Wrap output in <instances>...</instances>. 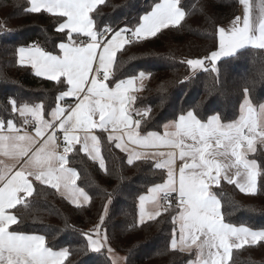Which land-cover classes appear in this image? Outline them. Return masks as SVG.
<instances>
[{"label":"snow or ice","instance_id":"snow-or-ice-1","mask_svg":"<svg viewBox=\"0 0 264 264\" xmlns=\"http://www.w3.org/2000/svg\"><path fill=\"white\" fill-rule=\"evenodd\" d=\"M102 2L29 0L25 9L28 13H48L56 17L59 21L57 31L65 33L68 38L67 43L58 44L61 53L58 55L37 46L18 49L21 64L26 61L36 76L56 81L65 89L56 99L67 104V110L58 103L50 113H45L43 105L18 104L15 99L10 100L11 111L23 118V125L35 128V137L26 130L22 134V129L14 123L15 118L0 120V154L11 157L16 164L10 172L9 166L5 165L4 172L0 173V264H65L71 254L68 247L55 250L48 245L44 235L13 229L12 225H18L20 218L10 210L17 209L18 205L28 207L26 197L33 195L34 181L57 190L63 184L67 198L73 204L80 206L81 202H88L89 195L76 186L79 179L76 169L66 167L69 163L67 154L73 151L77 142L73 133L84 129L85 136L78 151L86 152L93 160L99 159V167L104 169L99 140L92 135L90 148L87 130L96 127L106 130L109 125L113 129L122 127L127 130L128 142L140 147L179 149V159L183 161L177 181L173 167L176 153L159 154L164 159L156 160L155 168L166 169L167 178L163 184L149 188V195L139 196L138 224L160 216V208L169 215L175 212L176 215H171L172 250L191 252L195 246L196 260H189L188 264H228L234 248L264 241V230L256 231L225 222L221 201L210 190V185L219 186L223 174L222 178L234 184L240 192H257L258 177L264 173L255 159L248 158V153L256 152L257 140L264 145V103L254 105L249 89L245 88L237 120L225 124L220 115L203 118L198 105H194L165 124L163 135L155 131L141 134V125L148 123L151 109L139 110L130 106L137 99L131 94L135 82L143 80L145 73L141 71L138 76L126 79H110L112 66L116 63L118 51L125 45L156 37L163 29L181 26L186 12L181 0H158L150 11L140 16L134 28L114 29L110 25L101 28L90 13ZM240 3L243 16H236L228 28L218 27L216 50L203 58L186 61L193 75L200 69L217 72L218 61L234 56L246 46L264 49V0L258 5L261 13L258 21L252 18L253 6L249 0H240ZM81 36L87 40H80ZM206 60L211 64L210 69ZM68 97L75 98L76 103H68L65 99ZM133 113L140 118L133 119ZM45 115L52 119L45 120ZM57 127L66 142L63 154L56 151ZM46 128L51 132L45 134ZM121 139L109 137V140ZM115 147L128 153V165L134 166L136 161L149 163L144 153L129 151L119 142ZM60 195L64 197L65 192ZM146 204H151L152 209H146ZM103 220L102 215L101 222ZM83 236L87 247L93 251L106 248L109 254L113 253L107 236L101 234L100 225L96 226L94 234L83 233Z\"/></svg>","mask_w":264,"mask_h":264},{"label":"trees","instance_id":"trees-1","mask_svg":"<svg viewBox=\"0 0 264 264\" xmlns=\"http://www.w3.org/2000/svg\"><path fill=\"white\" fill-rule=\"evenodd\" d=\"M158 0H105L93 12L97 25L114 29L134 28L140 16ZM186 12L181 26L163 29L156 37L126 45L118 51L110 79L138 76L146 82L133 108L151 109L143 132L162 131L168 121L198 105L201 117L220 115L224 121L240 116L244 89L254 105L264 103V49L254 46L239 50L218 61V71L201 69L192 74L186 61L203 58L217 47V29L240 13V0H181ZM29 0H0V118L20 121L11 111L10 100L18 104H42L49 113L58 104L62 89L56 81L36 76L30 66L18 61L20 47H40L59 54L58 44L68 41L57 31L58 19L48 13H28ZM75 36V34H73ZM206 66L211 64L206 60ZM105 168L76 146L68 154L69 167L76 169V183L90 195L87 204L77 206L46 184L34 181V192L26 197L28 207L17 206L20 218L13 229L40 234L55 250L68 247L65 264H113L106 248L100 252L87 247L83 233L102 224L110 245L123 253L126 264H188L196 251L180 252L170 247L171 215L163 211L154 220L138 224L139 196L167 178L166 169L155 168V161L128 165V154L115 147L106 136L101 139ZM264 173V145L249 155ZM212 191L221 201L225 222L251 229H264V174L258 177L255 194L239 191L222 179ZM107 205V212H105ZM104 216L101 222V216ZM138 225V226H137ZM264 264V241L244 244L232 250L228 264Z\"/></svg>","mask_w":264,"mask_h":264},{"label":"crops","instance_id":"crops-1","mask_svg":"<svg viewBox=\"0 0 264 264\" xmlns=\"http://www.w3.org/2000/svg\"><path fill=\"white\" fill-rule=\"evenodd\" d=\"M105 0H103V2H104ZM102 2V3H103ZM102 3H99V4H97V6H96V8L100 5V4H102ZM249 4L250 5H252L253 7H252V18H253V20H256V21H258L259 20V18H260V15H261V13H260V8L258 7V5L260 4V0H249ZM95 8V9H96ZM94 9V10H95ZM92 15V13H90V16ZM238 16H243V5L242 4H240V13L238 14ZM234 19H232V20H230L229 22H227V23H224V24H222L220 27H225V28H228L230 25H231V23H232V21H233ZM123 28V27H122ZM75 37V36H74ZM81 38H84L85 40H87V38L86 37H83V36H81ZM68 41H66L65 43H67ZM77 43H78V41H77ZM126 46V45H125ZM124 46V47H125ZM246 47H251V46H246ZM245 47V48H246ZM59 54H61V53H59ZM58 55V54H57ZM194 59H200V58H194ZM18 61H19V56H18ZM20 63V62H19ZM21 64V63H20ZM206 64V63H205ZM22 65H26V66H30V64L29 63H27L26 61L22 64ZM31 67V66H30ZM201 70V69H200ZM200 70H197L196 72H198V71H200ZM112 71H113V66H112V69H111V73H112ZM195 72V73H196ZM42 77V76H41ZM45 78V77H44ZM126 79V78H125ZM146 77H144L143 78V80H137L136 82H135V85H134V89L131 91V94L132 95H134V96H136L138 93H140L141 92V87H144V85H145V82H146ZM143 89V88H142ZM69 99H70V101L72 102V104H74V103H76V99L75 98H73V97H68ZM40 105H42V104H40ZM58 105V104H57ZM57 105L55 106V107H53L52 109H51V111L54 109V108H56L57 107ZM59 106L60 107H64V106H62V105H60L59 104ZM131 108H133V104L130 106ZM66 110H67V107H64ZM44 110V109H43ZM50 111V112H51ZM49 112V113H50ZM215 115H217V114H215ZM22 119L23 118H21L20 117V121H14V123L17 125V127H20L21 129H22V134H23V132L25 131V129H23V123H22ZM44 119L45 120H51L52 118H51V116H49V115H45L44 116ZM97 121H98V116L95 118ZM133 119H139L138 118V116H136L135 115V113H133ZM238 119V118H237ZM236 119V120H237ZM171 121H168L167 123H170ZM230 122H232V121H224V120H222V123H225V124H227V123H230ZM166 123V124H167ZM57 130L58 131H60V132H62L58 127H57V129H56V132H57ZM27 131V133L30 135V136H33V137H35V128L33 129V130H31V131H29V130H26ZM134 131H135V129H134ZM164 131H165V129L163 128V130L162 131H155V132H159L161 135H163V133H164ZM49 132H51V129H45V134H47V133H49ZM85 132H86V130H84V129H78V130H76L73 134L74 135H76L77 136V142L75 143V147L76 146H80V147H82V141H83V138H84V136H85ZM58 133V132H57ZM141 134H143V133H141ZM87 135L89 136V140H88V144H89V147L91 148V146H92V141H91V139H90V137L92 136V135H95V136H97V138H98V140H99V144H98V147H99V151H100V156L101 157H103V152H102V145H101V139H102V137L103 136H106V138H108L109 139V137L111 136V137H122V139L121 140H119V141H117V140H110V141H114L115 142V144L117 143V142H119V143H122L123 145H124V147H126L127 149H129V151H132V152H141V153H144V155H145V157L146 158H150V159H152V160H154L155 162H156V160H158V159H160V160H162V159H164V157L163 156H160L159 154L160 153H164L165 154V156L168 154V153H171V152H175L176 153V160H175V164L173 165V167L175 168V171H176V176H177V181H178V177H179V167H180V165L183 163V161H181L180 159H179V149H176V148H173V147H170V146H160V147H157V148H143V147H140V146H138V145H135V144H132V143H129L128 142V136H127V130H125V129H123L122 127L121 128H117V129H113L112 128V126L111 125H109L108 127H107V129L106 130H102V129H100L99 127H96V128H93V129H90V130H87ZM37 139H40V138H37ZM35 140L33 141V144H35ZM55 143L58 145V147L56 148V151H57V153L58 154H63V147L65 146V145H59L56 141H55ZM260 143L259 142H255V146H256V149H257V147H258V145H259ZM0 147H2V146H0ZM74 147V148H75ZM127 153V152H126ZM69 154V153H68ZM67 154V155H68ZM128 154V153H127ZM250 154H252V152H250V153H248V158L249 159H253V158H251L249 155ZM93 155H94V153H93ZM104 158V157H103ZM99 160V159H98ZM258 163V162H257ZM5 165H8L9 167H8V171L10 172V171H12V170H14L15 169V167H16V164L12 161V159H11V157H5V156H3L2 154H0V173H3L4 172V166ZM66 167H69V165L67 164L66 165ZM71 168V167H70ZM222 177H223V174H222ZM221 177V180L223 179ZM77 181V180H76ZM165 182V181H164ZM164 182H162V183H160V184H163ZM76 183V182H75ZM47 185V184H46ZM214 185H216V184H211L210 185V190L212 191V187L214 186ZM50 186V185H49ZM76 186L77 187H80L77 183H76ZM178 186V185H177ZM80 188H82V187H80ZM57 190V189H56ZM59 193H61V192H65V197L67 198L68 197V193L65 191V189H64V186H63V184H61L60 185V188L57 190ZM85 192L89 195V193L85 190ZM143 195H149V193L147 192V193H145V194H143ZM173 195H176L175 193H173ZM89 197H90V195H89ZM218 198V197H217ZM68 199V198H67ZM70 200V199H69ZM89 201H90V199H89ZM88 201V202H89ZM88 202H81V204L80 205H82V204H87ZM162 204V203H161ZM152 205L151 204H146V209H152ZM157 207H159V205H157ZM10 211H12L13 212V210H10ZM164 211V209L163 208H160V212L162 213ZM15 214V213H14ZM138 220H139V215H138ZM147 221V220H146ZM26 234H33V233H26ZM40 235V234H39ZM194 247V246H193ZM195 251H196V249H195ZM112 257V256H111ZM112 260L114 261V259H113V257H112ZM196 260V259H195ZM194 261V260H193ZM125 263H126V257H125Z\"/></svg>","mask_w":264,"mask_h":264},{"label":"rangeland","instance_id":"rangeland-1","mask_svg":"<svg viewBox=\"0 0 264 264\" xmlns=\"http://www.w3.org/2000/svg\"><path fill=\"white\" fill-rule=\"evenodd\" d=\"M146 75V74H145ZM142 88L143 87H141V90H142ZM251 99V98H250ZM252 101V100H251ZM253 103V102H252ZM0 120H2L1 118H0ZM257 142H259L258 140H257ZM103 158V157H102ZM104 159V158H103ZM160 184V183H159ZM97 225H100V231H101V234L102 235H106V233H105V230H104V228L102 227V224H97ZM97 225H95L91 230H90V233H93L94 234V230H95V228H96V226ZM253 230H256V231H259V230H264V229H253ZM107 236V235H106ZM94 238H95V236H94ZM246 244H248V243H246ZM109 245H110V243H109ZM110 247L114 250L113 251V253L112 254H110V256H112L113 257V259H114V261L116 262V264H126L125 263V255L123 254V253H121V252H119L118 250H116L115 248H113L111 245H110ZM192 250H195V246L192 248Z\"/></svg>","mask_w":264,"mask_h":264},{"label":"built area","instance_id":"built-area-1","mask_svg":"<svg viewBox=\"0 0 264 264\" xmlns=\"http://www.w3.org/2000/svg\"><path fill=\"white\" fill-rule=\"evenodd\" d=\"M80 40H85L84 38H80ZM80 41H78V43H79ZM66 100H67V102L68 103H70V104H72V102L70 101V99L69 98H65ZM60 105H62V106H64V107H67V104H64V103H62V102H58ZM138 118H140L139 116H138ZM29 119H32L31 117H29ZM23 129H25V130H29V131H31V130H33L34 129V127H32V126H27V125H23ZM57 139H56V142L59 144V145H65V141H64V139H63V133L62 132H60V131H58L57 130ZM173 196H175V195H173ZM161 203L162 204H166V202L165 201H161Z\"/></svg>","mask_w":264,"mask_h":264}]
</instances>
